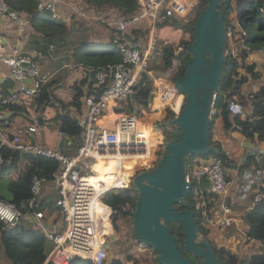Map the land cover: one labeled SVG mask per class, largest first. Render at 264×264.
Here are the masks:
<instances>
[{
    "label": "built area",
    "instance_id": "2783aa9c",
    "mask_svg": "<svg viewBox=\"0 0 264 264\" xmlns=\"http://www.w3.org/2000/svg\"><path fill=\"white\" fill-rule=\"evenodd\" d=\"M198 1L138 0L141 8L139 18L144 17L146 22L145 43L134 42L123 36L117 43L121 60L118 63L101 66L94 73L95 92L82 99L84 112L79 116L84 141L73 155H67L60 149L49 148L37 141H30L21 133H14L11 136L6 133L4 127L10 123L6 114L7 107L12 104L24 105L22 99L33 98L45 79L41 76L40 62L34 55L23 52L18 46H11L8 51L0 49V63L8 67L9 77L17 82L15 89L6 93L0 92V144L21 152L53 157L60 163V171L54 180L57 191L54 200L56 205L54 219L47 210L35 208L40 204L45 182L33 176L32 196L25 205L18 206L15 202L0 199V220L8 227L22 223L32 225L43 232L52 243L47 256V260L52 263L69 264L74 256L89 259L93 264L108 262L109 250L104 244L109 242L105 232L98 228V223L105 222V218L98 212V205L108 207L107 217L113 218V208L102 198L109 192L118 193L117 189L128 190L131 172L125 168L126 163L132 159L136 162L149 157L150 151L145 126L141 124L138 115L121 114L114 129L102 127V121L114 114V108L119 102L132 94L137 95L136 84L141 82L143 73H149V62H160L164 55L165 48L157 38L156 22L177 18L187 21L194 16ZM37 10L39 12L48 10L52 17L59 18L57 0H37ZM261 11H264V7H261ZM0 15L16 21L20 30L29 24V15L14 10L5 0H0ZM112 24L123 31L129 28V23L120 19L113 21ZM242 35H246V30L242 31ZM171 68H168L169 73H175V68ZM171 74H161L153 79L151 95L156 110L160 111L156 119L158 121L169 114L171 116L169 122H172L185 102V94L176 87L175 81L170 77ZM215 97L216 94H213L209 104V119L215 111ZM228 107L231 113L243 115V107L237 99L229 101ZM36 129L34 124H27L24 127V131L30 134L37 133ZM58 134L63 138L70 136L61 129L58 130ZM225 172L221 160L211 156L189 166L187 173H184V179L189 189L193 182L196 183L194 194L201 198L202 203H205L206 197L202 193L201 180L203 177L209 179L208 191L212 198L216 199L223 214L218 223L230 226L234 221L230 216L232 209L228 197L232 183ZM252 184L251 208L264 199V180L252 181ZM200 209L207 219L205 206L201 205ZM247 231L246 228L244 233Z\"/></svg>",
    "mask_w": 264,
    "mask_h": 264
},
{
    "label": "trees",
    "instance_id": "16d2710c",
    "mask_svg": "<svg viewBox=\"0 0 264 264\" xmlns=\"http://www.w3.org/2000/svg\"><path fill=\"white\" fill-rule=\"evenodd\" d=\"M5 1L14 10L27 13L30 17L29 25L35 31L40 32L48 42H52L53 39H56L61 45V42L64 39L62 34L67 32V25L64 18L60 17V15L59 18H54L48 10L39 12L37 10V0ZM80 1L84 3V7H87L86 9L84 8L85 11H88L89 8L100 12L98 15L106 13L105 17H110L114 19L113 21L120 19L127 24L128 22L137 20L141 14L138 0ZM206 3L207 0L198 1V7H196L197 10L194 16L189 20L184 21L185 24L181 31L182 38L180 40L176 38L168 43L162 44L165 46L163 47L165 48V53L162 56L163 61L160 60L159 62V66L167 67L169 69H172L171 67L175 68V73L170 75L172 80L173 78L176 80V78L183 76L186 72L185 62L192 57V53L188 49V44L194 41L195 24ZM261 7H264V0H221L218 6L223 20L222 51L224 59L214 100L215 111L207 125L208 142L211 149L209 152L192 154L190 157L186 158V160H191L197 156L204 159L216 156L221 160L224 167L226 164L228 165V154L213 137L214 121L217 116L222 118L221 126L225 131L237 129L252 140L257 138L259 143L264 141V87H261L258 91L252 93V95H246L243 91V85L251 78H258L260 72L254 70L252 64L248 65L244 62V57L246 56L245 49H240L237 53L232 49L233 42L240 38H246L247 41H251L253 43L250 46L251 49L254 46H257L258 49L260 46H263L264 11H261ZM108 10L112 11L107 12ZM111 14H114V16H111ZM168 20L171 19L163 21ZM157 23L158 22H156V24ZM104 25L110 32L106 45L99 44L100 48H97L95 44H90L89 42H83L80 45L83 52L79 55L78 61L84 64L88 63L87 65L92 68V71L90 74L91 81H88V78L85 76L82 80H79V83L73 84L74 94L71 100V105L78 111V113H81L83 109H81L83 106L81 105L82 99L86 95L95 92L94 73L101 66L108 63H118L121 60V54L118 50L117 43L123 38V36L128 40L134 42L137 41L141 44L144 43L146 39V32L139 30L138 28H128V30L123 31L113 24H111V26ZM243 30H246V36L242 35ZM137 32L141 34H138ZM162 41L163 40L159 39V43ZM178 44L181 48L175 53L176 48L174 45ZM92 48L97 50L93 51ZM175 61H177V63ZM152 63L155 62L150 61L148 69L151 68ZM142 77V81H151V78L147 73H143ZM142 81L140 82V91L136 95L137 99L143 98L144 81ZM47 87L48 84H41L35 97V102L37 104L43 105L45 103H50V92L47 90ZM233 99H237L243 106V115L233 114L229 110V101ZM168 116L169 118L171 117L169 114H166L163 119ZM56 120L60 123L59 129L68 132L71 136L80 138L82 126L79 123V118L77 116L75 117L69 111H66L57 114ZM162 120L161 122H163ZM159 124L163 130V134L166 136L164 144H161V148L163 145L165 148V145L169 140L176 138V133L179 128L172 122H169V128H167L166 125L163 126V123ZM0 159V199L15 202L18 206L21 204L25 205L31 198V182L33 176L39 177L44 182H49L54 181L60 171V163L53 157L33 154L30 152H21L7 145L0 144ZM262 166H264V164ZM155 168L156 164H153V166L145 167L144 171L151 172L152 170H155ZM262 179L264 180V175L262 176ZM195 184L196 183L193 182L187 195L183 197V200L174 203L173 207L175 210L180 211L186 208V203H190L191 211L193 212L194 221L196 223L197 233L206 236L208 234V228L205 221L206 218L200 207L201 205L205 206L208 216L209 209L211 205H213V201H211L212 194L208 190L203 189L202 193L204 197H206V201L205 203H202L201 198L194 194ZM135 198L136 195H134V192L131 189H125L123 192L119 191L118 193L109 192L102 198V200L111 206L113 210L117 209L119 211L128 205L135 207ZM50 200V198H46L42 201L40 200V204L35 206V208L42 210L47 208L48 212L56 209V205H51ZM112 219H114V216ZM125 222L126 221L117 222V226H120ZM245 223L248 227L246 233L247 238L257 240L264 246V199L254 204L247 212ZM164 224L168 227L171 236L176 237V245L181 246L184 240L183 225L179 222H164ZM131 237L133 240L138 241L133 228V223ZM208 242L212 245L213 251L220 264L239 263L237 253L223 246L216 248L210 241ZM51 247L52 243L45 237L44 233L32 225L20 223L15 227H8L2 220H0V254L10 263L54 264L50 260H47ZM153 251L156 254V263L161 264L157 258L158 253L155 250ZM183 255L189 258L194 264H204L201 257L194 256L191 252H183ZM257 260L259 262L254 264H264V253L259 255ZM69 264L93 263L89 259L74 256ZM111 264H121V262L114 259Z\"/></svg>",
    "mask_w": 264,
    "mask_h": 264
},
{
    "label": "crops",
    "instance_id": "0c3cea01",
    "mask_svg": "<svg viewBox=\"0 0 264 264\" xmlns=\"http://www.w3.org/2000/svg\"><path fill=\"white\" fill-rule=\"evenodd\" d=\"M66 1L69 2V0H57L58 10L63 7V3L67 4ZM66 25L67 32L62 34L64 39L60 45L56 39H53L52 42H48L40 32L35 31L29 24L26 25L25 29L20 30V26L16 21L5 15H0V49L8 51L11 46H18V48H20L23 52L34 55L40 62L41 76L45 79L44 84H48L47 90L50 92V103H45L43 105L37 104L35 102L36 94L31 99H22L25 103L24 105H9L6 109V114L10 119V123L4 127V130L9 136L14 133H21L23 137L28 138L30 141H37L49 148L55 150L60 149L62 153L67 155H73L74 152H76V149L83 143L84 136L81 135L80 138H77L71 136L68 132L67 133L70 135L68 138L59 136L58 130H60V123L56 120L57 114L69 111L73 116H77L78 118L80 115H83V106L81 107V109L83 108L82 112L78 113V111L71 105V100L74 94L73 84L79 83V80H82L85 76L88 78V81H91L90 74L92 68L87 65L88 63L84 64L79 62L76 52L83 42L95 44L97 48H100L99 44L106 45L110 32L108 29H105L107 31V33H105L101 29V34L92 33L90 39L88 36H77L76 38L72 31L73 25L68 21L66 22ZM98 27L101 28L100 25H98ZM129 28L136 29L137 27L135 22L130 24ZM95 29L97 30V28ZM137 33L141 34L139 32ZM50 44H52V49H50ZM251 44L253 43L249 40L247 41L246 38H240L232 44V49L235 53L239 52L240 49H245L246 56L244 57V62L248 65L252 64L254 66V70L260 72V76L258 78H251L243 85V91L246 95H252V93L258 91L261 87H264L263 46H260L259 49L257 46H254L251 49ZM157 63H152L148 73V76L152 81V88L154 86L153 79H155L158 74L156 76L153 74L152 77L151 69L154 67L159 68L160 63L158 65ZM16 86L17 82L9 77L8 67L0 63V92L6 93L15 89ZM139 89L136 88V91L139 92ZM150 93H152V90L149 91V94ZM140 100V98H136L135 94H132L126 99V101H124L122 106L118 109L119 111H116L115 108L119 106V102L114 108V114L103 119L102 127L114 129L113 127L115 126L118 117L123 113H127V110H130V113L132 114L133 105H136L138 108V104L136 103ZM148 106L149 109L147 110H139L138 108L139 119L143 126L146 124V118L143 117V113L160 114V111L156 110L154 101H150ZM158 117L159 115H156L153 124H157L160 127L158 120H156ZM79 120L81 119L79 118ZM27 124L36 125L37 133L30 134L25 132L24 127ZM221 125L222 118L217 116L214 121L213 137L214 140L218 142L222 146V149H224V151L228 154L227 160L229 163L228 165H225L226 168L224 167V169L232 183L230 195L228 197L231 201L232 209L230 216L234 221L230 226H223L218 223V219L223 214L216 199L212 198L211 201H213V205H211L208 212V218L205 220L206 226L208 228L209 235L223 232L224 237L222 238V235L221 239L226 241L228 249L237 253L239 258L238 264L242 261L246 262L245 264H251V260L248 259V255H251L252 253L254 254L255 252L258 253V255L264 253V246L257 240L247 238V235L244 233V230L247 228L245 216H247V212L251 209L253 199L252 181L262 180V176L264 175V166H262L264 164V141L259 143L257 138L252 140L237 129L225 131ZM161 132L162 135H164L162 128ZM245 142H251L252 146L249 147L244 145ZM162 144H164V142ZM201 159L203 158L197 156L191 160H185L184 173H187L188 166L198 163ZM203 189L206 190V187L203 186ZM56 192L55 181L45 182L40 200L42 201L46 198H50V204L55 205L54 200L57 197ZM45 210L48 211L47 208ZM55 212L56 209L49 211L53 219L55 217ZM232 226H235L237 229L242 231V243L235 239L232 235ZM216 239L220 240V237H217ZM128 240L126 250L124 248L123 250L119 248H117V251L114 250L116 259H118L122 264H126L128 262L126 258L132 254L129 251L134 247V245H136L135 243H137L130 236H128ZM107 242L110 244V238H108ZM118 242L121 241L117 237V240L112 243ZM125 252H127V254H125ZM153 253V260L156 263L154 259L156 254L154 251ZM132 257H136V254H132ZM137 260L138 258H136L135 261ZM135 261L129 263L135 264Z\"/></svg>",
    "mask_w": 264,
    "mask_h": 264
},
{
    "label": "water",
    "instance_id": "95a60500",
    "mask_svg": "<svg viewBox=\"0 0 264 264\" xmlns=\"http://www.w3.org/2000/svg\"><path fill=\"white\" fill-rule=\"evenodd\" d=\"M221 0H207L195 24L194 41L188 44L192 57L185 62L186 72L175 81L176 87L185 94V102L178 116L172 120L179 128L176 138L165 145L168 153L160 170L143 171L134 179L140 195L135 198L133 228L140 243L151 247L158 255L161 264H194L183 252H191L202 258L204 264H220L212 245L208 241L198 242V233L191 204L177 211L173 204L183 200L189 192L184 174L179 177L181 162L192 154L209 152L207 125L209 104L212 94L218 89V80L224 59L222 51L223 20L219 11ZM215 29V46L208 45L207 35ZM213 48L215 66L203 72L202 65L207 49ZM220 47V49H219ZM148 95V103L151 101ZM138 108L133 105V114ZM244 145L252 146L251 142ZM201 183L210 189V181L203 177ZM246 221V216H245ZM164 222H179L183 225L184 240L176 245V237L171 236ZM110 244L104 247L110 250ZM109 252L108 262L114 258ZM126 264H130L127 262Z\"/></svg>",
    "mask_w": 264,
    "mask_h": 264
},
{
    "label": "rangeland",
    "instance_id": "374dc122",
    "mask_svg": "<svg viewBox=\"0 0 264 264\" xmlns=\"http://www.w3.org/2000/svg\"><path fill=\"white\" fill-rule=\"evenodd\" d=\"M67 4L63 3V7L58 11L60 17L64 18L66 21L65 23L68 21L70 22V24L73 25V33L75 34L76 38L78 37H84V36H88V38L90 39L91 34H97L100 33L101 34V29L107 33V31L105 29L106 25L111 26L112 22L114 19L110 18V17H105V14H100V12H97L96 10H91L88 8V11H85L84 8L86 9L87 7H84V3H82L80 0H70L69 2H66ZM112 10H108L107 12H110ZM104 13V12H101ZM111 16H114V14H111ZM136 24V27L140 30H143L144 32L147 31L145 30V19L144 17H140L137 20H134L133 22H128L129 25L134 23ZM166 22V23H164ZM104 23V24H103ZM184 21L180 20V19H171L168 21H162V22H158L156 24V28H157V38L161 39L165 42H161V44L164 43H168L171 40L174 39H178L180 40L182 38V29L184 26ZM98 25L101 26L98 27ZM97 28V30L95 29ZM216 31L215 29H213L211 32L208 33L207 35V43L208 45H213L215 46V42H216V37H215ZM179 43V42H177ZM175 46V50L176 52L181 48L178 45H174ZM165 47V46H163ZM220 49V47H219ZM97 49H93V51H95ZM83 52L82 48H78L76 55L77 57H79V55H81ZM239 55V54H238ZM165 58V57H164ZM163 61V58L161 59ZM166 60V59H165ZM177 63V61H175ZM215 55H214V50L211 47L210 49H207L205 51L204 54V62L202 65V69L203 72L207 71L209 68H213L215 66ZM155 63H157L155 61ZM159 63H157L158 65ZM173 66V65H172ZM151 73H152V77L153 74L154 76L158 75H168L171 74V72L169 73L168 68L167 67H163V66H159L158 67H154L153 69H151ZM143 78V77H142ZM178 78H176L177 80ZM175 79L173 78V81ZM175 80V81H176ZM142 81V79H141ZM144 81V80H143ZM142 81V82H143ZM137 88L139 89L141 87L140 83L136 84ZM143 88H144V94H143V98L138 101L136 104H138V108L139 110L144 109L147 110L149 109L148 103H147V96L150 90H152V81L148 82V81H144L143 83ZM146 97V98H145ZM123 100L119 103V106H117L115 108L116 111H119L118 109L122 106V104L124 103ZM127 113H130V110L126 111ZM154 115V116H153ZM156 113H143V117L146 118V121L149 123H154V119L156 118ZM169 116L165 117L161 122L158 121V123H163V126L166 125L167 128H169ZM156 133L159 134L162 138V140L160 142H157L155 144H151V152H150V158L146 157V158H142L140 160H136V162H133L132 164H129V162L126 163V167L127 168H131V184H130V189L134 192V195H136V198L140 195V193L138 192L136 185L134 183V179L137 176V174L141 173L142 171H144L145 167H150L153 166V164H156V168L155 170H160L162 169L163 165H164V161L166 159V155H168V153L165 151L166 149L164 148V145L161 148V144L163 142H165V135H162L161 132V128L159 127L158 129H156ZM153 157H155L153 159ZM200 157V156H199ZM193 165V164H192ZM129 170V169H128ZM127 170V171H128ZM185 172L184 170V166L181 162V166H180V170L177 173L179 175V177L183 176V173ZM125 189H117V191L123 192ZM134 212H135V207L132 205H128L122 209H120L119 211L117 209L113 210V216L114 219L111 222L112 225L114 226V232H116V235H120L122 238H119L120 241L122 242H118V243H112L111 242V247L112 250H116L117 248L122 249L123 248L126 250V246H127V242L128 240V236L131 237V231H132V221H133V216H134ZM124 215V216H122ZM120 221H126L125 223H122L120 226H117L118 223ZM231 232L232 235L235 237V239L239 240L241 242L242 237H243V233L240 229H237L235 226H232L231 228ZM198 235V242H203V241H207L209 240L213 245H215V247H219V246H223L225 248H228V245L226 244V241L224 239H221V236L223 235V232H218V233H214L213 235H209V233L206 236H202L200 234ZM105 236L106 239L108 240V235L105 232ZM220 237V240H217L216 238ZM224 237V235L222 236V238ZM132 238V237H131ZM137 243H135L136 245H134V247L129 251L132 254H136V257H132V254L130 256H128L126 259L128 262L132 263L133 261L136 260V258H138L137 261H135V264H156L153 260V250L151 247L146 246L143 243H140L139 241H136ZM242 243V242H241ZM116 245V246H115ZM129 253V254H130ZM125 254H127V252H125ZM247 257V256H246ZM259 257L258 253H252L251 255H248V259L251 260V264H254L256 262H259L257 260V258ZM116 259V257H114L112 259V261ZM155 259V256H154ZM118 260V259H117ZM119 261V260H118ZM246 262L242 261L240 264H245ZM0 264H12L10 263L8 260H6L1 254H0ZM122 264V263H121Z\"/></svg>",
    "mask_w": 264,
    "mask_h": 264
},
{
    "label": "bare ground",
    "instance_id": "6f19581e",
    "mask_svg": "<svg viewBox=\"0 0 264 264\" xmlns=\"http://www.w3.org/2000/svg\"><path fill=\"white\" fill-rule=\"evenodd\" d=\"M143 128V126H142ZM159 128V125L157 124H153V123H149L146 121V124H145V136H146V141L148 142V149L149 151L151 150V144H155L157 142H160L162 140L163 137H161L159 134L156 133V129ZM151 152V151H150ZM150 156V155H149ZM151 157V156H150ZM149 157V158H150ZM155 157H153L154 159ZM134 162V160L132 159L129 164H132ZM126 169H129L128 171L131 172V168H127L125 166ZM98 212L102 213L103 217L105 218V222H99L98 223V228L100 231L102 232H106L108 237L107 238H110V252L112 253L111 255L113 257H116L114 251L112 250V245H111V242H114L117 240V237L119 238L118 235H116V232H114V227L112 225V218H108L107 217V214L109 212V208H104L102 207V205H98ZM122 242V241H121Z\"/></svg>",
    "mask_w": 264,
    "mask_h": 264
},
{
    "label": "clouds",
    "instance_id": "9594fccd",
    "mask_svg": "<svg viewBox=\"0 0 264 264\" xmlns=\"http://www.w3.org/2000/svg\"><path fill=\"white\" fill-rule=\"evenodd\" d=\"M246 36V35H245ZM150 70V69H149ZM213 94H216V92H214ZM212 94V95H213ZM136 95V94H135ZM152 96V95H151ZM151 101H152V97H151ZM133 114V113H132ZM137 115L139 116V112L137 113ZM143 172V171H142ZM130 189V188H129ZM206 190H208L207 188H206ZM207 220V219H206ZM247 229H248V227H247Z\"/></svg>",
    "mask_w": 264,
    "mask_h": 264
},
{
    "label": "flooded vegetation",
    "instance_id": "af4514ba",
    "mask_svg": "<svg viewBox=\"0 0 264 264\" xmlns=\"http://www.w3.org/2000/svg\"><path fill=\"white\" fill-rule=\"evenodd\" d=\"M119 238H122V237L119 235Z\"/></svg>",
    "mask_w": 264,
    "mask_h": 264
}]
</instances>
